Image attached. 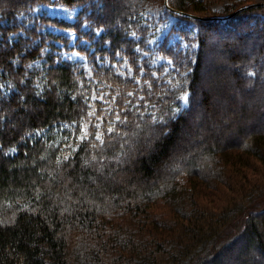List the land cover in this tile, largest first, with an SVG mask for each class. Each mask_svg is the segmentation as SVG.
Instances as JSON below:
<instances>
[{
	"label": "trees",
	"instance_id": "16d2710c",
	"mask_svg": "<svg viewBox=\"0 0 264 264\" xmlns=\"http://www.w3.org/2000/svg\"><path fill=\"white\" fill-rule=\"evenodd\" d=\"M223 2L168 0L203 17L243 7ZM40 5L81 11L70 22ZM155 6L0 0V264H264V6L213 21L165 9L182 27L152 49L142 13ZM92 111L121 120L81 141Z\"/></svg>",
	"mask_w": 264,
	"mask_h": 264
},
{
	"label": "rangeland",
	"instance_id": "374dc122",
	"mask_svg": "<svg viewBox=\"0 0 264 264\" xmlns=\"http://www.w3.org/2000/svg\"><path fill=\"white\" fill-rule=\"evenodd\" d=\"M255 3H264V0H224L223 3H217L213 7L217 10H222L223 7L227 5H230V6L237 5V6L244 7V6L255 4ZM165 9L160 6L149 7L142 13L143 20L146 21L147 24L152 29L153 37L151 38L149 42V46L152 49L159 46L164 41L166 36H168L171 33L173 28L179 29L182 27V23L178 21L176 16L172 14H167ZM80 11H81V8L71 9L65 6H61V5L60 6L40 5L34 9L33 14L48 15V16L61 18V19L73 22L76 20ZM188 27H191V25H189ZM48 30L56 34H60V35L70 38L71 44H74L77 40V35L72 31H66V30L57 29L53 27H49ZM170 43L172 45H177L181 43L180 45L182 47L186 46L185 42L180 37V33H177V32H173V37ZM152 54H151L152 55L151 59L154 65H162V64L171 65V63L168 60L164 59L162 56L157 54L155 51ZM61 56L63 60L65 61H69L73 63H80L82 65L87 64L86 57L78 53L77 51H73V52L62 51ZM149 56L150 54H144V57H149ZM41 63H43V61L37 62V65L38 66L41 65ZM117 70L119 73L124 74V75H131L133 73L131 67L128 65L127 61L125 60L118 66ZM221 79L223 80V78ZM183 104L184 105L187 104V98L184 99ZM253 124L257 126V122L255 121L249 122L247 126H250ZM61 130L62 128L60 129L57 128L54 131V133H57ZM41 135L46 136V132H42ZM259 173L260 172H257V182L263 181L262 179H264L262 175ZM263 176H264V173H263Z\"/></svg>",
	"mask_w": 264,
	"mask_h": 264
},
{
	"label": "snow or ice",
	"instance_id": "6c2138e0",
	"mask_svg": "<svg viewBox=\"0 0 264 264\" xmlns=\"http://www.w3.org/2000/svg\"><path fill=\"white\" fill-rule=\"evenodd\" d=\"M133 35H135V33H133ZM129 95H133V93H129ZM99 99L104 100L103 95H101L99 97ZM141 99H143V97H141ZM185 99H186V97H185ZM105 103L107 104L110 102L105 101ZM125 103L130 104L131 101L125 100ZM89 115L95 116L96 120H95V122H91V121L83 122L82 129L78 130V132H79L78 139H80L81 141H84L86 138H88L92 135H94L97 140H101V141L103 140V133L99 129H100V126L102 124H104L105 115H115L116 120H121V116L118 112H107L106 111V112L102 113L100 116H96L95 111H92L89 113ZM90 124L92 126L91 130H90ZM109 124H111V121L109 122ZM107 130L112 131L113 129L111 127H109ZM69 147H71V146H69Z\"/></svg>",
	"mask_w": 264,
	"mask_h": 264
},
{
	"label": "water",
	"instance_id": "95a60500",
	"mask_svg": "<svg viewBox=\"0 0 264 264\" xmlns=\"http://www.w3.org/2000/svg\"><path fill=\"white\" fill-rule=\"evenodd\" d=\"M164 5H165V8L168 11H170L172 13H175V14H178V15H181V16H185V17H188V18L201 20V21H213V20H229V19L233 18L234 16H236L237 14H239V13L245 11V10H248V9H251V8H254V7H258V6H264V3H255V4L244 6V7L240 8V9H238L237 11L233 12L232 14H230L227 17H203V16H199V15H195V14L179 11V10H176V9L172 8L169 5L168 0H164Z\"/></svg>",
	"mask_w": 264,
	"mask_h": 264
}]
</instances>
